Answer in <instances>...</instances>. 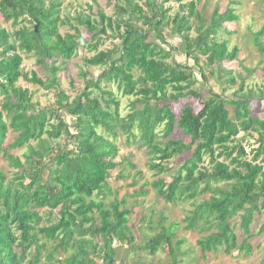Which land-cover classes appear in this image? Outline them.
Wrapping results in <instances>:
<instances>
[{
    "label": "trees",
    "instance_id": "1",
    "mask_svg": "<svg viewBox=\"0 0 264 264\" xmlns=\"http://www.w3.org/2000/svg\"><path fill=\"white\" fill-rule=\"evenodd\" d=\"M106 1L115 15L89 5L70 18L56 0H0V163L9 169L0 171V264H62L58 253L70 249L65 264H122L118 251L135 243L133 200L149 189L168 205L191 206L182 222L199 232L203 256L251 255L249 240L264 235V118L252 115L264 88L256 93L237 73L239 88L227 95L237 84L226 63L240 53L230 45L239 30L228 31L239 25L240 2L216 4L207 15L208 0ZM173 3L170 15L166 4ZM110 34L120 42L100 50ZM166 34L183 49L170 46ZM263 35L264 26L249 40L264 55ZM83 49L93 53L81 57L84 65L101 70L97 78L81 72L84 87L71 98L58 74ZM25 56L44 70L50 65L52 75L23 71ZM214 77L221 91L207 85ZM22 80L52 90L53 102L42 106L34 91L17 85ZM122 136L146 150L152 178L141 185L135 164L127 162L131 174L116 161ZM111 179H131V189L114 190ZM164 219L146 241L151 254L165 245L173 255L184 243L175 232L180 222L166 226Z\"/></svg>",
    "mask_w": 264,
    "mask_h": 264
},
{
    "label": "rangeland",
    "instance_id": "2",
    "mask_svg": "<svg viewBox=\"0 0 264 264\" xmlns=\"http://www.w3.org/2000/svg\"><path fill=\"white\" fill-rule=\"evenodd\" d=\"M50 0H47V3ZM61 4L60 7V14L62 17H74L76 12L85 11L88 13L89 9L88 6L91 5L95 11L99 9L104 10L109 15H115L116 10L114 7H108L106 0H56ZM229 0H208L206 3V11L207 15L211 13L214 6L216 4H220L224 6L228 3ZM240 2L238 5H234L239 11L240 21L239 25L236 26L233 24L232 27L228 31H234L236 28L239 30L237 34L230 38V45H238L240 48V53L237 59L231 63H226V66L230 67L233 71L232 75L235 76L237 84L234 86H230V90L227 92L228 96L233 91L239 88L240 85V78L236 77L237 73L243 75L245 78L248 87H252L254 91L259 93L264 88V55L261 54L258 49L250 43L249 38L254 37V33L259 31L264 26V0H236ZM204 3L205 0H202ZM156 1L154 2V4ZM171 6L170 15H174L178 9V5L175 3L173 4H166V7ZM7 29L13 31L14 28L11 27L10 24H4ZM69 28L67 26L61 27V31L65 32ZM111 37L105 38L100 45V50L105 49H112L114 45L120 42L119 38L110 34ZM166 41L167 43L176 48L183 49L182 41L179 39H175L174 37L169 36L166 34ZM262 41L264 42V35L261 37ZM156 41V40H155ZM158 43L160 41L157 40ZM165 45V48L168 47ZM81 56L74 58L71 60L66 69H62L58 76L61 81V87L65 90L71 98H74L84 87V80L80 76L81 72H89V76H93L97 78L100 73V68L98 67H91L85 66L82 60V56H89L92 55V52H88L87 50L83 49L80 51ZM176 52V51H174ZM176 56V54H175ZM177 59L180 61H187V63H193L191 60H187L186 56L183 52L177 53ZM205 57H202V61L204 62ZM244 66L253 69L251 73L247 72L244 69ZM23 71L31 73L35 71L43 80H45L49 75H52L50 72V65L47 66L48 69H43L41 65L36 63V57L34 56H25L23 64H22ZM91 74V75H90ZM198 79H200L199 75H196ZM89 79V77L87 78ZM17 85L26 87L34 91L33 98L35 101H38L42 106L49 105L53 102V91H49L45 87L41 86H32L26 81H21ZM207 85L213 91H221L219 82L217 78H211ZM194 87L199 89L204 93V96L207 97L206 92L208 88L201 85L200 81L197 80ZM245 86V88H248ZM116 91V86L115 90ZM259 99V98H258ZM260 100V99H259ZM253 100V105L255 106L252 110L253 116H258L260 118H264V100ZM123 104L127 105L130 102L129 98L122 99ZM197 101H194V104ZM176 108H179L177 104ZM197 108V105H196ZM176 110V109H175ZM231 116L233 112V108L229 107ZM178 111V110H176ZM63 122L70 124L71 119L70 117L65 114L62 115ZM61 122L60 124H64ZM185 140L187 138L184 137ZM117 144L120 148V152L116 157V161L122 163V167L125 169L127 173H134V169L127 168V162L129 161L132 164L137 166V170L141 171L140 175H136L139 179L138 185H141L145 181H148L152 178V172L149 171L148 163V156L146 150L139 145H131L127 146L124 144L125 137L122 136L118 138ZM253 141V140H252ZM64 142H60V146ZM251 148V147H250ZM26 148L13 150L15 155H21L22 152ZM178 161V160H177ZM174 165H177V162H173ZM177 167V166H176ZM8 172V166L6 162L0 163V171ZM9 175V174H8ZM114 182V179H111ZM132 182L131 179H123L120 181H116L113 183L114 190L116 189H123V191H128L131 189L130 183ZM132 201V200H131ZM136 201V202H135ZM134 206H136L135 215L131 216L130 224H134L135 228L133 231L136 235L135 243L132 246H124L121 250H119L118 254L122 264H260L261 260L264 256V235L258 234L256 237H253L249 240L250 243L254 245L256 248L255 251L251 255L245 256L243 253H239L237 251H232L230 255H226L221 250L220 251H211L205 253L206 256L202 255L200 251V247L197 244V239L200 237V234L197 230L191 231L184 228L186 223H183V218L189 214L190 205L189 204H174L168 205L165 203L160 197H158L155 192L149 189V193L146 196H141L139 198H135L133 200ZM146 215V219L153 221L154 223L151 224L148 220H144V216ZM164 215L165 219L162 222L163 225L169 226L170 223L173 221H179L180 227L175 229L176 234L179 237L184 239V243L181 245L178 251L172 255L168 253L167 246H161L160 249L155 254H151L149 250L146 248V241L149 237H153L157 232H159L162 228L161 225L158 226L159 216ZM262 220V217L260 218ZM261 222V221H260ZM259 224L257 223L256 226L252 227V232L257 231L259 228ZM150 225H154L152 229H148ZM254 229V230H253ZM239 229H236L238 237L241 238V233L238 232ZM143 236V238L141 237ZM118 246V243L115 244ZM127 250V251H125ZM72 250L70 249L69 253H58L57 258L64 263V259L70 256ZM176 261V262H175ZM59 264V263H57ZM120 264V263H119Z\"/></svg>",
    "mask_w": 264,
    "mask_h": 264
}]
</instances>
